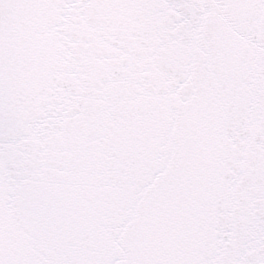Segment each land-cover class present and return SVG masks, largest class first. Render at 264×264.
<instances>
[{"label":"snow or ice","instance_id":"6c2138e0","mask_svg":"<svg viewBox=\"0 0 264 264\" xmlns=\"http://www.w3.org/2000/svg\"><path fill=\"white\" fill-rule=\"evenodd\" d=\"M0 264H264V0H0Z\"/></svg>","mask_w":264,"mask_h":264}]
</instances>
